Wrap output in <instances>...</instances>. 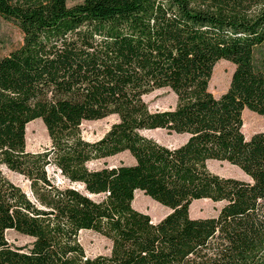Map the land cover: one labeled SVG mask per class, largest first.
<instances>
[{
	"label": "trees",
	"instance_id": "16d2710c",
	"mask_svg": "<svg viewBox=\"0 0 264 264\" xmlns=\"http://www.w3.org/2000/svg\"><path fill=\"white\" fill-rule=\"evenodd\" d=\"M2 18L23 42L0 56V264H264V131H242L245 109L264 116V0H0ZM221 60L235 69L216 97ZM161 88L176 106L152 111L144 96ZM111 115L101 139L83 138L82 122ZM36 119L51 145L34 153ZM158 129L186 140L142 133ZM123 152L133 164L88 166ZM211 160L249 180L212 172ZM49 168L84 189L60 186ZM137 191L171 212L154 222L134 208ZM197 199L224 204L193 218ZM9 230L32 241L16 246ZM83 230L109 239L110 253L88 257Z\"/></svg>",
	"mask_w": 264,
	"mask_h": 264
},
{
	"label": "rangeland",
	"instance_id": "374dc122",
	"mask_svg": "<svg viewBox=\"0 0 264 264\" xmlns=\"http://www.w3.org/2000/svg\"><path fill=\"white\" fill-rule=\"evenodd\" d=\"M83 0H67L69 6L82 2ZM23 42V32L17 22L12 19H1L0 25V56H6L13 50L21 46ZM264 52V48H263ZM235 66L226 60L219 61L212 75L210 81V90L216 96L220 97L229 88L232 74ZM152 111H163L173 109L176 106L177 97L169 88L157 89L144 96ZM245 136L251 138L257 132L264 131V116L258 115L248 109H245ZM118 121L116 115H111L107 118L94 121H84L81 124L82 136L88 141H96L101 139L110 129L112 124ZM142 133L148 137H153L162 144L174 147L178 146L186 140L185 135H178L175 133L169 134L166 130H144ZM51 141L47 129L41 119H36L29 123L28 129L26 127V149L30 152H41L49 148ZM134 159L129 152H123L111 157L102 158L92 161L88 164L91 169H100L102 167H114L121 164H133ZM208 168L221 176L234 177L243 180H249V177L244 174L238 167L226 162L211 160L207 163ZM4 174L16 185L20 186L28 195H31L29 182L23 176L8 170L3 167ZM50 174L54 176L56 182L60 186H73L83 190L81 184H69L58 172L53 168H49ZM92 198L98 199V196L91 195ZM152 200V201H151ZM204 201V199H197L194 204L190 206V216L193 218H209L215 217L223 206V202ZM134 208L151 216L154 222L160 221L171 210L145 195L144 192L139 191L133 202ZM7 239L10 243L16 246H23L29 244L32 238L19 234L16 231L9 230L7 232ZM79 241L82 244L85 253L88 257H95L100 254H108L111 251V241L106 237L92 231L83 230L79 234Z\"/></svg>",
	"mask_w": 264,
	"mask_h": 264
},
{
	"label": "bare ground",
	"instance_id": "6f19581e",
	"mask_svg": "<svg viewBox=\"0 0 264 264\" xmlns=\"http://www.w3.org/2000/svg\"><path fill=\"white\" fill-rule=\"evenodd\" d=\"M29 125V124H28ZM28 125H27V129H28ZM246 122H245V113L243 112V127H242V131L243 133L245 132L246 129ZM156 131V130H154ZM139 194V191L136 192L135 197ZM152 201V200H151ZM204 201H209L208 199H204ZM134 202V201H133ZM194 204V202L191 204V206ZM134 206V205H133ZM190 210V209H189ZM83 232V231H82Z\"/></svg>",
	"mask_w": 264,
	"mask_h": 264
}]
</instances>
